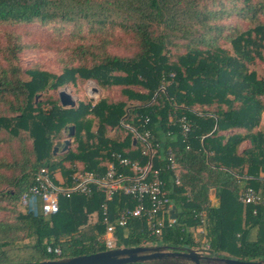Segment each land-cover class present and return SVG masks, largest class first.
Masks as SVG:
<instances>
[{"label": "trees", "instance_id": "obj_1", "mask_svg": "<svg viewBox=\"0 0 264 264\" xmlns=\"http://www.w3.org/2000/svg\"><path fill=\"white\" fill-rule=\"evenodd\" d=\"M9 25L52 34L26 42L24 33L3 28ZM29 48L54 51L61 73L32 68L24 80L19 56ZM258 60L264 0H0V264L107 249L101 193L61 197L53 215H43L40 197L26 206L20 197L43 167L70 186L78 169L102 175L113 152L144 164L145 147L126 125L151 133L152 168L177 215L159 235L146 219L131 217L116 226L115 247L207 244L213 255L264 258V206L239 200L246 187L264 193V76L252 69ZM88 80L120 87L121 97L64 108L51 93ZM181 118L189 124L185 135ZM69 125L73 147L54 154ZM135 204L118 193L108 202L109 221Z\"/></svg>", "mask_w": 264, "mask_h": 264}, {"label": "built area", "instance_id": "obj_2", "mask_svg": "<svg viewBox=\"0 0 264 264\" xmlns=\"http://www.w3.org/2000/svg\"><path fill=\"white\" fill-rule=\"evenodd\" d=\"M145 121H148V117L145 118ZM180 121L185 135L189 130V124L184 118H181ZM126 127L130 128L134 137L145 147L143 155H147V161L144 164L141 163V160H133L119 152H113L112 159L102 175L97 176L92 171L78 169L71 175L70 186H64L62 179L56 183L50 172L43 167L35 174L34 185L21 195L20 203L26 206L31 197L38 196L41 199L43 215H53L60 209L61 197L70 198L74 194L92 196L94 193H101L104 198L102 210L106 223L102 242L107 249L115 247L113 232L116 226H125L131 217L146 219L151 235L161 234L162 228L174 221L170 218V210L173 205L164 188L165 183L159 176V169L152 168L154 148L150 142L151 133L149 131L138 132L135 127L130 125H126ZM168 160L170 167L175 168L176 163L171 155ZM119 167H122L123 170H119ZM124 167L128 169H124ZM176 183H179L178 179ZM118 193L131 196L136 200V204L133 207H124L117 218L111 222L108 219V202L112 201ZM239 200L243 204L264 206V193L253 187H246L240 193ZM253 212L256 213V210ZM162 214H167L168 218H162ZM207 248V244H204L199 249L205 251ZM47 250L60 254V249L57 247H48Z\"/></svg>", "mask_w": 264, "mask_h": 264}, {"label": "water", "instance_id": "obj_3", "mask_svg": "<svg viewBox=\"0 0 264 264\" xmlns=\"http://www.w3.org/2000/svg\"><path fill=\"white\" fill-rule=\"evenodd\" d=\"M90 94L96 92V88H89ZM59 103L64 108H73L76 99L71 94L61 90L58 93ZM68 138L57 140L52 152H66L70 147V137L74 134V126H68ZM177 209L172 206L170 218L175 219ZM264 264V258L257 260H239L220 255L209 254L208 252L193 247L175 248L166 244L159 245H138L114 247L90 254L47 259L42 261H20L4 264Z\"/></svg>", "mask_w": 264, "mask_h": 264}, {"label": "rangeland", "instance_id": "obj_4", "mask_svg": "<svg viewBox=\"0 0 264 264\" xmlns=\"http://www.w3.org/2000/svg\"><path fill=\"white\" fill-rule=\"evenodd\" d=\"M4 29H14L19 30L20 32L24 33L23 39L26 42H32V41H41L44 42L46 38L52 34V30H46L42 29L40 27H31V26H24V25H13V26H3ZM19 65L22 70V77L24 80L30 79V76L26 73V70L32 69V68H40L42 70H47L50 72H53L55 74L61 73V67L60 64L56 61L55 52L52 50H48L46 48H40V49H25L21 52L19 56ZM252 69H254L258 75L264 76V60H258L253 66ZM96 88V92L91 95L89 88ZM77 88V89H76ZM75 88V85L72 84H66L64 86L59 87L57 90H51V93L56 96H58L59 91L64 90L71 94L73 99H76V105L81 103H87L92 102L95 103L99 99L106 97L111 101L118 100L120 96V87L117 86H110L109 88L101 87L97 84L94 80H88L84 85H77ZM136 90H140L138 87H134ZM92 119L91 115H87ZM262 121H261V127L264 128V112L262 114ZM96 121L92 119V126L91 129H96ZM71 126V125H69ZM74 126V125H73ZM69 130V129H68ZM67 129L63 130L64 137L59 140H63L65 138H68V131ZM84 132V130L82 131ZM75 133V128H74ZM71 143L70 146H72L73 136L69 138ZM245 144V143H244ZM73 147V146H72ZM61 153V152H59ZM211 199L212 202L217 201L215 198L214 191L211 193ZM5 213L0 211V217L3 216ZM204 241L203 238L200 240V245L202 246V242Z\"/></svg>", "mask_w": 264, "mask_h": 264}]
</instances>
